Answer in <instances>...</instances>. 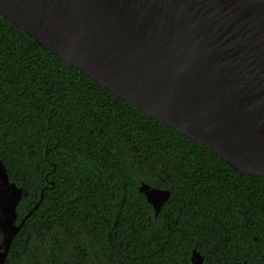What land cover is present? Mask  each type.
I'll return each mask as SVG.
<instances>
[{"label":"trees","instance_id":"trees-1","mask_svg":"<svg viewBox=\"0 0 264 264\" xmlns=\"http://www.w3.org/2000/svg\"><path fill=\"white\" fill-rule=\"evenodd\" d=\"M0 160L26 192L19 215L39 201L5 264H190L193 248L202 264H264V177L234 172L1 15ZM142 182L170 191L157 216Z\"/></svg>","mask_w":264,"mask_h":264},{"label":"water","instance_id":"water-1","mask_svg":"<svg viewBox=\"0 0 264 264\" xmlns=\"http://www.w3.org/2000/svg\"><path fill=\"white\" fill-rule=\"evenodd\" d=\"M0 15L161 123L264 177V0H0ZM157 216L167 189L141 183ZM0 160V264L23 225ZM204 256L193 248L190 264Z\"/></svg>","mask_w":264,"mask_h":264},{"label":"flooded vegetation","instance_id":"flooded-vegetation-1","mask_svg":"<svg viewBox=\"0 0 264 264\" xmlns=\"http://www.w3.org/2000/svg\"><path fill=\"white\" fill-rule=\"evenodd\" d=\"M9 179H10V178H9ZM11 181H12V180H11ZM15 183H16V182H15ZM17 185H18V184H17ZM18 186H20V185H18ZM20 187L22 188V194H21V198H22L23 195L26 194V192H25V190L23 189L22 186H20ZM40 196H42V192H41ZM21 198H20V200H19V202L17 203V206H16V212H17L16 223H19V222L22 220V218L25 217V216L27 215V213H29L30 211H31V212L29 213V215H28V216L26 217V219L24 220L23 225L20 227V229H19V231L17 232V234L15 235V237L19 234V232L21 231V228L24 226L25 222L28 220L29 216L32 214L34 208H36L37 205H38V203H39V201H37V202H35V203L33 202L32 207L28 208L27 211H26L22 216H20L19 213H18V205H19V203H20V201H21ZM2 237H3V231H2V229L0 228V240L2 239ZM15 237H14V239H15ZM21 238H22V237H21ZM14 239H13V241H14ZM13 241H12V243H13ZM12 243H11V245H12ZM11 245H10V247H11ZM10 247H9V250H10ZM9 250H8V253H9ZM8 253H7V255H8ZM6 259H7V256H6ZM5 263H6V260H5Z\"/></svg>","mask_w":264,"mask_h":264}]
</instances>
